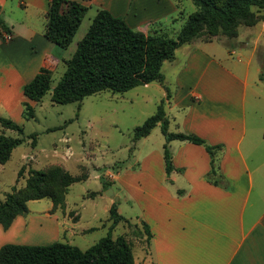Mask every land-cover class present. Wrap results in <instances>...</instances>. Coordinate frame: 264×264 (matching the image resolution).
I'll return each mask as SVG.
<instances>
[{
  "label": "crops",
  "instance_id": "0c3cea01",
  "mask_svg": "<svg viewBox=\"0 0 264 264\" xmlns=\"http://www.w3.org/2000/svg\"><path fill=\"white\" fill-rule=\"evenodd\" d=\"M77 1L122 15L130 26L142 31L153 24L151 28H155V23L176 9L173 0ZM47 4L48 0H0V16L7 28H0V33L9 35L0 37V115L16 123L21 121L22 100L34 102L23 94V84L40 65L54 69L69 56L42 34ZM26 6L33 13L27 10L23 16H16L15 11ZM255 24L260 31L264 19ZM198 42L176 47L182 48V57L173 80L166 85V127L221 144L214 157L226 186L205 178L210 158L201 144L176 138L166 141L174 166L168 173L162 158L164 139L143 149L137 159L138 221L147 224L150 236L146 239L144 230L140 232L143 242L132 264H264V121H258L252 135L243 141L250 58L245 66L237 63L238 58H227V51L232 50L226 39ZM214 42L227 47L224 50ZM169 60L174 61L175 55ZM259 71L260 61L255 67L257 79ZM250 93L260 99L255 89ZM261 99L264 101V97ZM260 111L264 116V105ZM149 132L140 136L139 142ZM65 139L60 137L61 141ZM25 156L38 162L32 152ZM61 161L57 163L66 169ZM21 220L17 215L7 228L0 225V244L6 241L5 235L18 240Z\"/></svg>",
  "mask_w": 264,
  "mask_h": 264
},
{
  "label": "rangeland",
  "instance_id": "374dc122",
  "mask_svg": "<svg viewBox=\"0 0 264 264\" xmlns=\"http://www.w3.org/2000/svg\"><path fill=\"white\" fill-rule=\"evenodd\" d=\"M173 1L176 9L170 12L169 17L155 23V28L170 35H174L186 14L194 10L191 0ZM95 8L94 3L87 5L71 42L61 48L64 49V56L71 53L76 40L86 30ZM27 10L33 13L31 8L26 6L23 10H16L15 14L20 17ZM261 11H264V7ZM153 26L154 24L147 28ZM212 38L226 39L230 43L229 49L232 50L227 51V58H238L239 65L245 66L250 58L247 64L251 77L247 78L246 85V134L243 139L245 143L248 136L252 135L254 125H257L258 121H264L260 111L264 105L261 99L264 97V80L257 79L255 72L258 61L260 70L264 67V26L258 31V24L239 25L236 37L216 34L210 37ZM202 40H206L203 35L191 39L194 42ZM243 41L246 43L243 44ZM220 43L214 42L215 45ZM220 46L224 50L227 47L221 44ZM181 49L174 50L175 62L163 60L161 63L160 71L164 85H169L173 80L178 69V60L182 57ZM63 69L62 60L51 69V86ZM251 89H255L260 99L250 93ZM168 97L162 85L152 81L147 83V86L135 85L120 93L103 89L85 95L79 102H54L49 97V91H46L39 100L31 103L34 116H22L18 122L22 127L23 140L16 144L9 157L0 163V200L12 186L17 188L24 184L30 168L40 167L44 163H57L62 157H65L61 162L66 169L71 174H78L81 179L68 185L61 206L53 207L47 197L27 200V211L18 215L22 219L16 233L18 240L12 241L14 239L5 235L4 242L60 241L84 249L109 231L112 237L120 234L130 241L133 256L136 257L143 242L139 233L143 228L138 221L140 209L137 199V159L143 149L159 144L164 137L160 127L154 125L145 140L139 142V138L132 140V128L152 114L158 103H162L165 111ZM0 132L17 135L14 129L4 126H0ZM30 133H34L33 138L29 136ZM61 136L66 137L63 140L65 143L60 140ZM52 144L56 146L53 147L54 150ZM59 151L61 154L63 151L62 157L57 155L60 154ZM31 152L36 154L38 162L33 157L25 156ZM18 169L20 172L17 174ZM117 175L119 178H116ZM111 185L115 188L108 194L106 191ZM112 201L116 204L117 212L124 218L111 226L108 208Z\"/></svg>",
  "mask_w": 264,
  "mask_h": 264
},
{
  "label": "trees",
  "instance_id": "16d2710c",
  "mask_svg": "<svg viewBox=\"0 0 264 264\" xmlns=\"http://www.w3.org/2000/svg\"><path fill=\"white\" fill-rule=\"evenodd\" d=\"M194 10L187 13L174 33L168 34L159 28L142 31L130 26L122 15H115L103 7H96L83 34L76 40L71 53L62 59L64 69L51 86L52 70L40 65L29 81L23 84V94L37 101L49 91L54 102L77 101L85 95L107 89L123 92L135 85L155 81L162 85L165 94L169 90L162 83L160 66L163 60L173 57L179 45L203 35L206 40L216 34L236 36L239 25H253L264 19V0H191ZM87 5L77 0H48L44 11L42 34L58 47L65 48L83 17ZM0 28L6 26L0 16ZM0 37L4 39L2 33ZM259 79L264 80V67L259 71ZM22 116L33 117L32 104L23 99ZM78 106V103H77ZM159 123L163 134L162 158L164 170L174 168L166 141L176 138L201 144L209 154V169L205 178L221 186L226 182L217 170L214 154L221 144H210L197 134L167 130V118L162 103L156 110L132 128V140L149 132ZM0 126L14 129L17 135L0 132V163L4 162L11 149L23 140L22 127L9 117L0 115ZM264 136V129L262 130ZM29 136L33 138L34 133ZM179 169V168H178ZM20 172L18 169L17 174ZM81 179L71 174L61 164L48 163L40 168H30L21 187L12 186L0 200V225L7 228L13 218L27 211L29 199L47 197L53 207L64 202L68 185ZM111 226L124 217L117 212L112 201L108 208ZM146 239L150 236L148 226L142 221ZM140 233V231H139ZM131 243L122 235L112 237L109 231L88 247L52 241L49 243L0 244V264H132Z\"/></svg>",
  "mask_w": 264,
  "mask_h": 264
},
{
  "label": "water",
  "instance_id": "95a60500",
  "mask_svg": "<svg viewBox=\"0 0 264 264\" xmlns=\"http://www.w3.org/2000/svg\"><path fill=\"white\" fill-rule=\"evenodd\" d=\"M114 188H115L114 185H111V187L107 189L106 193L111 194V191ZM114 198L116 199L117 197H114Z\"/></svg>",
  "mask_w": 264,
  "mask_h": 264
},
{
  "label": "built area",
  "instance_id": "2783aa9c",
  "mask_svg": "<svg viewBox=\"0 0 264 264\" xmlns=\"http://www.w3.org/2000/svg\"><path fill=\"white\" fill-rule=\"evenodd\" d=\"M4 36V39H6V38H8L9 37V35L8 34H5V35H3ZM65 153H68V152H65ZM70 154V153H69Z\"/></svg>",
  "mask_w": 264,
  "mask_h": 264
}]
</instances>
